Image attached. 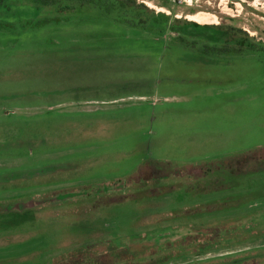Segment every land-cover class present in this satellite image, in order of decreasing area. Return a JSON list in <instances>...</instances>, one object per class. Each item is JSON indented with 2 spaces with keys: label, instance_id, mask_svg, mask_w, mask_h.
<instances>
[{
  "label": "rangeland",
  "instance_id": "1",
  "mask_svg": "<svg viewBox=\"0 0 264 264\" xmlns=\"http://www.w3.org/2000/svg\"><path fill=\"white\" fill-rule=\"evenodd\" d=\"M134 1L0 0V264H264V0Z\"/></svg>",
  "mask_w": 264,
  "mask_h": 264
},
{
  "label": "trees",
  "instance_id": "2",
  "mask_svg": "<svg viewBox=\"0 0 264 264\" xmlns=\"http://www.w3.org/2000/svg\"><path fill=\"white\" fill-rule=\"evenodd\" d=\"M36 2L46 6V7H54L58 10H70L74 7H83L86 5L93 6L96 8H99L103 11H105L108 15L113 14V12L117 13L118 17L123 18L124 23L129 24L134 27H145L144 24H146L147 17H143V14H141V10L144 6L141 4H137L134 0H35ZM120 12V13H119ZM132 14V15H131ZM130 17V18H127ZM137 21V24L134 25V22ZM180 21V20H178ZM48 23V21H44V24ZM187 25L185 28H192L193 30L201 29V30H208L210 29V26H199L192 22H186ZM188 27V28H187ZM220 29V27H217ZM230 33L234 36L241 35L239 37H244L246 35L245 32L241 30H235L233 28H229ZM175 40H178L181 45L184 46H192L196 47V43H188L185 38L178 36L174 38ZM242 41L239 43V45L234 47L224 46L221 48H213V52L220 53V54H231V53H243L245 50H252L254 51L255 48L251 45L245 44V38L241 39ZM206 47V46H204ZM211 51V50H210ZM217 53V54H218ZM231 264V263H229Z\"/></svg>",
  "mask_w": 264,
  "mask_h": 264
},
{
  "label": "bare ground",
  "instance_id": "3",
  "mask_svg": "<svg viewBox=\"0 0 264 264\" xmlns=\"http://www.w3.org/2000/svg\"><path fill=\"white\" fill-rule=\"evenodd\" d=\"M186 18L189 21L196 22L202 25H207V22H204V20H201V18L197 15H187Z\"/></svg>",
  "mask_w": 264,
  "mask_h": 264
},
{
  "label": "built area",
  "instance_id": "4",
  "mask_svg": "<svg viewBox=\"0 0 264 264\" xmlns=\"http://www.w3.org/2000/svg\"><path fill=\"white\" fill-rule=\"evenodd\" d=\"M178 2H187V1H189V0H177ZM262 7V11L264 12V4L261 6Z\"/></svg>",
  "mask_w": 264,
  "mask_h": 264
}]
</instances>
